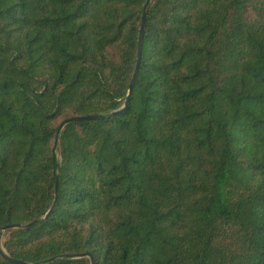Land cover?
<instances>
[{"label":"trees","instance_id":"1","mask_svg":"<svg viewBox=\"0 0 264 264\" xmlns=\"http://www.w3.org/2000/svg\"><path fill=\"white\" fill-rule=\"evenodd\" d=\"M145 2L0 0L8 258L264 264V0H153L124 107Z\"/></svg>","mask_w":264,"mask_h":264},{"label":"water","instance_id":"2","mask_svg":"<svg viewBox=\"0 0 264 264\" xmlns=\"http://www.w3.org/2000/svg\"><path fill=\"white\" fill-rule=\"evenodd\" d=\"M152 1L153 0H146L145 4L143 6V9H142V18H141V27H140V33H139V39H138V45H137L136 63H135V68H134L132 77H131V81H130L129 86H128V92H127V96L125 98L124 107L127 105V101L129 99V95L131 93L133 83H134L135 78H136L138 71H139V66H140V62H141V54H142L143 37H144V28H145V24H146V12H147V9H148V7ZM97 119H98V115H85V116H80V117H72V118H69V119L63 121L60 124L58 131H57V134L55 136L53 148L55 149L57 147L59 133L64 129L65 126H67L69 124H73V123H78V122H83V121H93V120H97ZM58 187H59V174L56 173L55 174V188H54L53 203H52L49 211L45 214L44 218H46L48 216L49 212L55 207L56 200H57ZM35 223H37V221L31 222L28 224H24V225L15 224V225H10V226H5L1 229V232L3 233L7 230L25 228V227H28V226L33 225ZM0 255L4 258H7L10 262H12L14 264H27V263L15 261L13 259L8 258L7 254L5 253V251L3 250V248L1 246H0ZM84 257L90 258L89 254L68 255L67 256V258H69V259H78V258H84ZM51 261L52 260H48L47 262H51ZM91 264H93L92 261H91Z\"/></svg>","mask_w":264,"mask_h":264},{"label":"rangeland","instance_id":"3","mask_svg":"<svg viewBox=\"0 0 264 264\" xmlns=\"http://www.w3.org/2000/svg\"><path fill=\"white\" fill-rule=\"evenodd\" d=\"M0 245H1V239H0Z\"/></svg>","mask_w":264,"mask_h":264}]
</instances>
